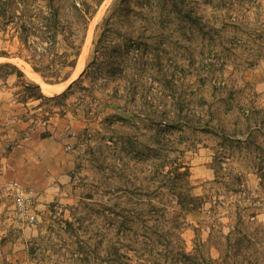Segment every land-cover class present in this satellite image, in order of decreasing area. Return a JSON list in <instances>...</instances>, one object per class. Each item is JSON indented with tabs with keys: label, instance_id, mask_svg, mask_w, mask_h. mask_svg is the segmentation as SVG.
<instances>
[{
	"label": "rangeland",
	"instance_id": "obj_1",
	"mask_svg": "<svg viewBox=\"0 0 264 264\" xmlns=\"http://www.w3.org/2000/svg\"><path fill=\"white\" fill-rule=\"evenodd\" d=\"M22 1L0 31L25 74L0 80V264H264V0H103L54 85L25 60L18 25L41 24ZM90 64L66 99L19 101Z\"/></svg>",
	"mask_w": 264,
	"mask_h": 264
},
{
	"label": "trees",
	"instance_id": "obj_2",
	"mask_svg": "<svg viewBox=\"0 0 264 264\" xmlns=\"http://www.w3.org/2000/svg\"><path fill=\"white\" fill-rule=\"evenodd\" d=\"M17 1V0H14ZM28 0H23L24 4ZM45 1V2H44ZM43 4L40 0H35L36 4H39L38 16L40 20L39 28L31 27L29 25H18V34L22 43L27 46V50L30 52L31 59H25L33 69L39 73L43 79L49 84H59L68 81L73 74V71L78 65L80 55L82 53L83 44L85 41V35L89 23L93 16L96 14L98 8L102 4L103 0H98L92 3L88 0H44ZM12 4V5H11ZM13 0H0V31L4 30L6 22L13 21L15 13L12 12ZM107 35V33H105ZM105 35L99 41L104 42ZM33 36L37 39L35 44L30 45V37ZM63 37L67 47L74 51L75 58L69 61V55L65 53L62 57L52 58L57 52L58 38ZM40 45L41 47H38ZM20 56L24 58L23 56ZM0 57H9L6 53H0ZM49 58H52L51 60ZM62 61H58V59ZM38 60V61H36ZM50 60V61H48ZM46 61H48L46 63ZM90 64L77 78L74 80L68 88L61 93L53 97H48L42 92V88L39 84L33 82H23V90L19 91L20 99L22 103H29L35 101H58L66 99L75 89L77 85H81L88 74ZM57 67V69H55ZM69 67L70 70L63 73L64 70ZM55 70L53 73H47L48 70ZM18 76L19 78H25V74L20 68L13 63L6 62L0 63V80L8 81L12 76ZM90 88H84V91H89ZM125 91L121 87H116L114 90V97L117 101H120L124 97ZM41 107L42 104H39ZM68 224H70L68 222ZM35 252H32V256ZM38 264H46L43 259H33Z\"/></svg>",
	"mask_w": 264,
	"mask_h": 264
},
{
	"label": "built area",
	"instance_id": "obj_3",
	"mask_svg": "<svg viewBox=\"0 0 264 264\" xmlns=\"http://www.w3.org/2000/svg\"><path fill=\"white\" fill-rule=\"evenodd\" d=\"M4 195H12L16 201V213L21 220H25L28 224L36 222L37 217L33 212V202L28 189L18 181L8 182Z\"/></svg>",
	"mask_w": 264,
	"mask_h": 264
}]
</instances>
